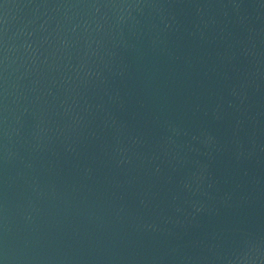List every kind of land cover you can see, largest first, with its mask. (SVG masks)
<instances>
[{
  "label": "water",
  "instance_id": "1",
  "mask_svg": "<svg viewBox=\"0 0 264 264\" xmlns=\"http://www.w3.org/2000/svg\"><path fill=\"white\" fill-rule=\"evenodd\" d=\"M2 264H264V0H0Z\"/></svg>",
  "mask_w": 264,
  "mask_h": 264
},
{
  "label": "snow or ice",
  "instance_id": "2",
  "mask_svg": "<svg viewBox=\"0 0 264 264\" xmlns=\"http://www.w3.org/2000/svg\"><path fill=\"white\" fill-rule=\"evenodd\" d=\"M0 264H2V262H0Z\"/></svg>",
  "mask_w": 264,
  "mask_h": 264
}]
</instances>
